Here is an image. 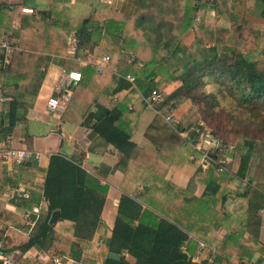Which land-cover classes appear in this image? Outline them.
I'll use <instances>...</instances> for the list:
<instances>
[{
  "label": "trees",
  "instance_id": "16d2710c",
  "mask_svg": "<svg viewBox=\"0 0 264 264\" xmlns=\"http://www.w3.org/2000/svg\"><path fill=\"white\" fill-rule=\"evenodd\" d=\"M133 2L135 11L131 15L110 17L105 22V31L114 40L107 50L110 57L117 59L113 65L121 74L134 75L133 83L143 96L161 83L180 81L177 88L165 94L166 101L174 107L175 102L189 100L196 109L194 127L219 141V146L209 152L211 159L206 169H197L196 179L205 184L204 191L194 196L188 191L189 186L182 188L165 178L166 169L182 150V143L173 141L154 151L137 149L130 132L121 126L122 111L106 109L104 113H95L92 127L129 157L122 169L123 192L117 201L110 238L100 244L97 252L89 248L101 223L107 186L80 164L54 153L45 169L38 168L44 172L42 194L47 203L40 206L35 228L29 234L10 226L0 229V235L4 232L7 237L1 240L0 251L25 252L38 246L51 255H68L75 264H261L264 243L256 233L262 223L259 211L264 208V66L259 64L264 46L258 42L259 31H251L255 41L248 48L239 42L248 18L239 15L230 0H212L217 24L210 28L195 20L200 0ZM243 2L249 7V15L264 17V0ZM8 9L7 4L0 3V43L5 35L15 36L11 17L6 16ZM89 21L86 18L81 22V43L90 39ZM62 26L64 33L58 30ZM20 27L17 44L28 51L24 71L12 70L11 63L0 67L1 90L13 98L5 115L6 133L17 119V83L35 65L36 77L28 91L37 87L45 73L39 67L46 68L49 54L65 53L69 31L60 16L47 11H42L39 18H22ZM188 28L194 36L186 43L182 35ZM124 51L134 54L131 62L118 61V55ZM119 82L122 84L118 83L115 91L130 86L124 79L119 78ZM158 117L150 122L147 131L157 125ZM3 120L1 117L0 124ZM164 125L173 131L181 128L178 122ZM190 125L188 139L194 141L198 133ZM217 165L222 169L216 170ZM0 177L12 180L1 153ZM233 183L235 188H229ZM139 185L143 187L138 188ZM231 195L244 199L245 217L235 224L226 217L230 214L226 202ZM40 199L32 191L30 198L20 205L32 207ZM1 203L4 204L0 195V222L8 223L13 211L2 208ZM54 210H59L60 217L51 225L49 218ZM222 226L227 231L215 251L208 258L194 259L200 242L212 246L211 234ZM245 232L249 233L246 237ZM253 243L258 245L257 249L252 247ZM124 251L135 262H130ZM110 252L120 257L112 258ZM98 254L100 260L96 258ZM35 260L19 257L13 264H34Z\"/></svg>",
  "mask_w": 264,
  "mask_h": 264
},
{
  "label": "crops",
  "instance_id": "0c3cea01",
  "mask_svg": "<svg viewBox=\"0 0 264 264\" xmlns=\"http://www.w3.org/2000/svg\"><path fill=\"white\" fill-rule=\"evenodd\" d=\"M200 1L195 18L197 21L205 22V26L213 27V24L217 22L214 5L207 0ZM230 1L235 4V9L239 15L248 18L246 24L250 25L253 30L259 31L258 42L261 44L260 46H264V17L249 15L247 12L249 7L243 0ZM0 3L9 6L6 16L11 17V28L15 35H5L2 42L6 37H13L18 41L16 35L21 32V19L30 15L39 18L42 11L60 16V21L66 22L69 29L65 53L49 54L46 60V68L44 65L39 67L40 71L45 72L40 84L37 87H30V91H28L36 77L35 65L27 72L25 78L17 83V119L9 133H6L8 119L5 115L9 111L10 102L13 98L4 95L0 85V119L1 117L4 119L3 123L0 124V147L12 146L41 152L39 159L27 158L20 164L6 163L2 159L6 172L12 177V180L0 177V195L4 202L1 205L2 208L12 210L13 216L8 223L5 220L0 222L1 230L10 226L23 234H29L33 231L35 225L30 229L23 213L33 206H41L43 202L47 203L42 194L44 172L41 169L47 167L51 154L59 153L80 164L87 172L98 177L101 184L107 186L101 211V223L92 235L89 248L93 252H97L101 248L100 244L107 242L116 215L117 201L123 192L120 186L123 178L122 169L127 165L129 157L121 154L112 143L105 141L92 127L96 121L95 113H104L106 109L118 108L122 111L123 122H121V126L130 132V139L136 143L137 149L145 148L154 151L156 148L164 147L173 141L182 143V150L166 169L165 178L179 187L187 188L189 186L188 191L194 196L202 194L205 184L196 179L197 169L200 167L204 170L207 166H204L203 161H200L201 155L194 146L195 140L190 139L191 143L188 140L190 133L187 127L191 125L190 121L185 122L184 120H188V115L192 113L190 101L182 99L175 102L172 111H168L166 108L157 111L147 103L146 96H143L136 89L135 84L126 79L125 76L130 73L123 75L113 65L114 60L117 61V59L110 57V61L103 70L98 71L97 69V62L103 55L110 54L107 49L111 48L114 42V40L111 41V35L105 31V22L110 17L119 18L123 15H131L135 11L133 0H0ZM22 6L32 7L34 12L32 14L23 13L21 11ZM86 18H90L88 25L89 30H91L90 39L88 42L81 43L78 31L81 22ZM246 24L243 25V29L247 28ZM58 30L64 33L65 26L58 28ZM190 30L192 29L190 28ZM1 43L0 67L11 63L10 68L12 70L23 72L28 51L19 49L11 52V54H6ZM127 52L129 51L120 53L117 57L118 61L128 62L127 59H124ZM130 53L132 52L130 51ZM8 57L10 58L8 59ZM72 69L82 72V79L69 85L71 97L67 108L62 112L49 110L46 103L47 98L56 93L55 86L64 73ZM119 78L130 82V86L115 91L118 83L122 84L119 82ZM179 85L180 81L176 80L161 83L158 88L164 94H169ZM183 110H186V119L182 118ZM168 113L172 114L181 128L173 131L169 126L164 125L165 123L170 126L174 124L165 119V115ZM157 115H159L157 125L152 126L147 131V126ZM25 170H32V172ZM235 185L236 183H233L229 188H235ZM142 187L143 185L138 186V188ZM23 189L27 190L30 195L32 191L40 195L39 204L32 207L20 205L21 202L30 198V195L26 198L18 196V192ZM243 202L244 199L234 197V195H231V199L226 202V210L230 213L226 217L234 224L245 217ZM259 214L262 223L256 236L260 242L264 243V208L259 211ZM225 231L227 228L224 226L213 231L211 234L213 237L212 246H205L200 242L194 252V259L208 258L210 252L215 251L216 245L220 243L219 240ZM248 234L245 232L244 237ZM2 239L7 240L4 232L0 235V248ZM252 247L257 249L258 245L253 243ZM124 254L130 262H135L134 257L125 251ZM259 254L258 251L255 252L256 256ZM6 255H12L13 262L11 264L19 257H30L36 259L35 262L46 261L48 264H52L50 258L53 256L60 258L58 263L53 264L76 263L68 255H51L36 246L25 252L19 249L7 252L0 251V262L2 257ZM96 258L100 260L101 256L98 254ZM261 264H264V257Z\"/></svg>",
  "mask_w": 264,
  "mask_h": 264
},
{
  "label": "built area",
  "instance_id": "2783aa9c",
  "mask_svg": "<svg viewBox=\"0 0 264 264\" xmlns=\"http://www.w3.org/2000/svg\"><path fill=\"white\" fill-rule=\"evenodd\" d=\"M210 3L212 0H207ZM21 11L23 13L32 14L34 12L32 7L22 6ZM198 19V18H197ZM2 48L6 54H11L13 51H18L20 48L18 47L16 38L13 37H6L3 42L1 43ZM10 57H8L9 59ZM134 59V55L130 54L127 56V61L131 62ZM110 61V56L108 54L103 55L100 60L97 62V69L101 71L105 68L106 64ZM126 79L130 82L134 81V75L127 74ZM82 79V73L79 70H68L64 73L63 77L59 80L58 84L55 86V94L50 95L47 98V107L51 111H64L68 103L70 101V91L68 89L71 83L80 81ZM147 103L153 107L155 110L160 111L163 108H166L168 111L173 110V106L166 101L165 94L159 88H153L150 90L149 94L146 96ZM165 119L170 121L171 123H176V120L173 118L172 114L168 113L165 115ZM194 131L198 133V137L195 139V143L202 141V148H200L201 152V160L204 163V166L208 165L209 160L211 159L209 156L210 150L219 146V141L212 137L207 131L201 130L198 126L194 127ZM0 153L2 159L6 163L10 164H20L27 158H34L39 159L41 152L39 151H30L25 148H15L12 146H3L0 147ZM222 169L221 166L217 165L216 170ZM30 193L23 189L18 192L19 197H29ZM40 214V206H33L30 210H26L23 213V217L26 219L27 224L29 225L30 229L36 224L39 219ZM202 246V244H201ZM60 258L57 256H53L50 258V262L58 263ZM13 262L12 255H6L2 257L0 264H11ZM34 264H48L46 261L44 262H35Z\"/></svg>",
  "mask_w": 264,
  "mask_h": 264
},
{
  "label": "rangeland",
  "instance_id": "374dc122",
  "mask_svg": "<svg viewBox=\"0 0 264 264\" xmlns=\"http://www.w3.org/2000/svg\"><path fill=\"white\" fill-rule=\"evenodd\" d=\"M29 3V2H28ZM206 18V16H205ZM196 20V18H195ZM201 20V19H200ZM197 21V20H196ZM205 23V22H204ZM217 23L213 24V26L215 27ZM209 26V25H208ZM247 28H242V31H241V37L239 39V42L242 43L245 47L248 48V46H250L253 42H254V36L252 35L251 31L253 30L252 27L250 25H247ZM252 29V30H251ZM198 33H201L200 31ZM194 36V31L190 30V28H188L186 31L183 32V35H182V39L188 43L192 40ZM130 54H133V53H130V52H127L126 53V58L124 57V59H127V56H129ZM134 55V54H133ZM260 58V57H259ZM259 64L264 66V56L262 58H260V61H259ZM162 91V90H161ZM163 92V91H162ZM189 101V100H188ZM190 110L192 111L191 115H188L189 119L187 120L186 119V110H183V117L182 118H185L186 120H184L185 122L187 121H190V124L194 126H196L197 123H195V120H196V109L195 107L192 106L191 104V107H190ZM185 115V116H184ZM184 123V122H182ZM189 142L191 143V140L188 139ZM203 143L202 141H200V136H199V141H197L194 146L200 150V148H202V144ZM201 155V154H200ZM234 262H236L237 259L233 258L232 259Z\"/></svg>",
  "mask_w": 264,
  "mask_h": 264
},
{
  "label": "water",
  "instance_id": "95a60500",
  "mask_svg": "<svg viewBox=\"0 0 264 264\" xmlns=\"http://www.w3.org/2000/svg\"><path fill=\"white\" fill-rule=\"evenodd\" d=\"M60 217V212L59 210H54L52 212V214L50 215V218H49V223L52 225L55 223V221ZM38 247V246H36ZM109 256L112 257V258H116L118 259L120 257V254H117L115 252H110L109 253Z\"/></svg>",
  "mask_w": 264,
  "mask_h": 264
}]
</instances>
